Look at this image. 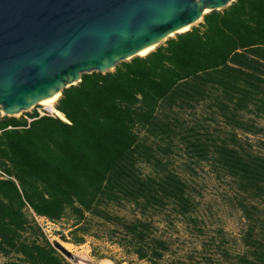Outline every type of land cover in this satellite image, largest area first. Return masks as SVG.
<instances>
[{"label": "trees", "instance_id": "16d2710c", "mask_svg": "<svg viewBox=\"0 0 264 264\" xmlns=\"http://www.w3.org/2000/svg\"><path fill=\"white\" fill-rule=\"evenodd\" d=\"M55 109L0 119L2 264H71L28 207L113 264H264V0L84 75Z\"/></svg>", "mask_w": 264, "mask_h": 264}, {"label": "water", "instance_id": "95a60500", "mask_svg": "<svg viewBox=\"0 0 264 264\" xmlns=\"http://www.w3.org/2000/svg\"><path fill=\"white\" fill-rule=\"evenodd\" d=\"M235 2L0 0V119L61 97L84 75L146 57Z\"/></svg>", "mask_w": 264, "mask_h": 264}, {"label": "rangeland", "instance_id": "374dc122", "mask_svg": "<svg viewBox=\"0 0 264 264\" xmlns=\"http://www.w3.org/2000/svg\"><path fill=\"white\" fill-rule=\"evenodd\" d=\"M202 22L199 24H202ZM56 103L54 104V108H55ZM34 112H37V113L41 112L44 114L56 116V114L54 112H51L48 107L40 105V106L36 107L35 109L30 110L27 113H23L21 115H18L16 118H21L22 116L29 117V115L33 114ZM212 189H213V187H209L207 190V192L209 193L208 194L209 197L214 196ZM63 228L64 227L53 224V225H50L48 227L44 226V232L46 233V235L48 236V238L50 239V241L52 242L53 245L59 244L60 246H62L63 250L68 254V256L65 255V257L67 258V260L71 264H97L96 263L97 259L95 257H93L92 253H91L92 252V246H96L97 248L101 249V252H106V251H103V249H104L103 245H101V243L93 242V241H89L88 244L81 246V247H76L73 245L65 244V243L61 242L60 239L56 236V233L63 230ZM108 251L110 252L109 254L116 255L118 258L120 257L118 250H116L114 248H108ZM2 261L3 260L0 258V264H2ZM103 264H113V263L105 261Z\"/></svg>", "mask_w": 264, "mask_h": 264}, {"label": "built area", "instance_id": "2783aa9c", "mask_svg": "<svg viewBox=\"0 0 264 264\" xmlns=\"http://www.w3.org/2000/svg\"><path fill=\"white\" fill-rule=\"evenodd\" d=\"M38 114L40 115V117L45 116V115H49V114H44L41 112H38ZM54 116V115H51ZM28 122L30 123L32 120L31 119H27ZM0 181H12V182H16V179L11 176L6 170H4L3 168L0 167ZM26 212L28 213V215L34 219L39 226L44 230V226L48 227L50 225H53L48 219L44 218V217H39L37 216L34 211L28 207L26 209Z\"/></svg>", "mask_w": 264, "mask_h": 264}, {"label": "bare ground", "instance_id": "6f19581e", "mask_svg": "<svg viewBox=\"0 0 264 264\" xmlns=\"http://www.w3.org/2000/svg\"><path fill=\"white\" fill-rule=\"evenodd\" d=\"M147 53H148V51L142 53L141 55L145 56ZM59 98H60L59 95H56V96L49 98L48 100L44 101L42 103V105L45 107H48L51 112H54L56 114V116L65 120L64 116L54 108V104L59 100Z\"/></svg>", "mask_w": 264, "mask_h": 264}, {"label": "crops", "instance_id": "0c3cea01", "mask_svg": "<svg viewBox=\"0 0 264 264\" xmlns=\"http://www.w3.org/2000/svg\"><path fill=\"white\" fill-rule=\"evenodd\" d=\"M105 261H108V262H110V263H112L111 261H109V260H96V263L97 264H103Z\"/></svg>", "mask_w": 264, "mask_h": 264}]
</instances>
